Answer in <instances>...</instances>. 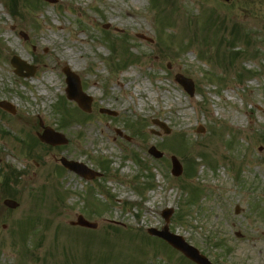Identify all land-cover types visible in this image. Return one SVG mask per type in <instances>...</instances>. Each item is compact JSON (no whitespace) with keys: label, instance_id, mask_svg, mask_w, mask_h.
Here are the masks:
<instances>
[{"label":"rangeland","instance_id":"1","mask_svg":"<svg viewBox=\"0 0 264 264\" xmlns=\"http://www.w3.org/2000/svg\"><path fill=\"white\" fill-rule=\"evenodd\" d=\"M1 1L0 101L16 114L0 107V264H193L147 233L164 227L166 208L170 232L214 264H264V0H158L156 10L153 0ZM208 15L220 33L205 31ZM14 56L33 75H17ZM64 67L93 99L90 113L65 97ZM90 121L102 130L87 131ZM47 126L67 142H42ZM61 158L102 176L86 180ZM7 197L19 208H6ZM79 214L98 229L72 227Z\"/></svg>","mask_w":264,"mask_h":264},{"label":"water","instance_id":"2","mask_svg":"<svg viewBox=\"0 0 264 264\" xmlns=\"http://www.w3.org/2000/svg\"><path fill=\"white\" fill-rule=\"evenodd\" d=\"M50 2H55V0H49ZM12 64L17 68V74L19 73L20 75H23V69H26L27 66L26 64L20 60L18 57L17 58H13ZM65 73L67 75L68 78V84H69V88L67 90L68 93V98L71 100H76L79 103V106L86 111H91V103H92V99H89L83 92L80 86V80L79 78L69 69H65ZM177 81L180 82L181 84H183V86L185 87L186 91L189 94L194 93V83L192 82L191 79H187L184 76H182L181 74H178V76L176 77ZM0 106H2L3 108H5L7 111H10L12 113L15 112V108L9 103H6L4 101L0 102ZM155 123H157L158 125L162 126L163 128H165L166 133H169L170 130L164 125V123L160 122V121H155ZM45 134L41 136V140L43 141H47L49 143H54V144H62L63 142H66L64 139V136L58 132H55L54 130L50 129V128H46ZM53 138H56L55 141H52ZM157 157H160L161 154L157 153V151L154 148L150 149ZM174 162H173V173L175 175H181L182 173V169L181 166L179 164V162L177 161V159L173 158ZM62 162L68 166H70L72 169H74L75 171L77 170L80 174L84 175L85 177H95L98 176L97 173L92 172L89 169L84 168L83 166L79 165V164H74L73 162H68L66 159H62ZM5 204L7 206H9L10 208H14L16 207L18 204L16 201H12V200H6ZM172 211H165L164 212V216L166 221L169 220V217L171 216ZM78 221L73 223L76 225H81V226H85V227H92V228H97V224L95 223H91L88 222L84 217L82 216H78ZM149 232L152 235H158L160 237H162L163 239H166L171 245H173L175 248H178L179 250H181L184 255L188 256L190 259H192L194 262H196L197 264H211L210 261H208V259L201 254L198 249L194 248L193 246H191L190 244H187L184 242L183 238L177 235H173L169 232L168 229V225H166L162 231H158L155 228L154 229H149Z\"/></svg>","mask_w":264,"mask_h":264},{"label":"bare ground","instance_id":"3","mask_svg":"<svg viewBox=\"0 0 264 264\" xmlns=\"http://www.w3.org/2000/svg\"><path fill=\"white\" fill-rule=\"evenodd\" d=\"M125 12V14L127 15V16H129V17H132V18H135L136 19V17H137V15H136V13L134 12V11H132V10H129V9H127V10H125L124 11ZM49 79V82H51V81H53V79H51V77L50 78H48ZM119 84H121L122 85V81H119ZM141 84H138V85H136L137 86V89H140V86ZM145 91L149 94V95H152L151 93H150V91L148 90V87H145ZM46 94V96H50V94L48 93V92H46L45 93ZM85 129L87 130V131H89L90 133H92V132H94V131H96V130H102V127L100 126V124L97 122V121H90V122H88L87 124H85Z\"/></svg>","mask_w":264,"mask_h":264},{"label":"trees","instance_id":"4","mask_svg":"<svg viewBox=\"0 0 264 264\" xmlns=\"http://www.w3.org/2000/svg\"><path fill=\"white\" fill-rule=\"evenodd\" d=\"M12 175H14V172H13V171H12V173H10V174L7 175V178H6L7 183L9 182V179L11 178ZM211 239H212V240H211ZM211 239H210L211 241L214 240L213 237H211Z\"/></svg>","mask_w":264,"mask_h":264}]
</instances>
